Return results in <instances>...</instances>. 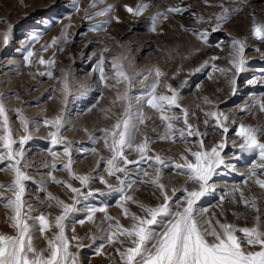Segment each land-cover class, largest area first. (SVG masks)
<instances>
[{
    "label": "snow or ice",
    "instance_id": "snow-or-ice-1",
    "mask_svg": "<svg viewBox=\"0 0 264 264\" xmlns=\"http://www.w3.org/2000/svg\"><path fill=\"white\" fill-rule=\"evenodd\" d=\"M103 0H94L90 7H95L96 3ZM248 6V0H232L227 4L222 0L220 4L221 12L216 16V24L211 30L191 31L192 35L206 46L210 45V34L220 29L221 23L228 20L233 14H238ZM71 7L79 11L77 0H71ZM125 11L134 18L141 15L145 5L138 3L135 8L125 5ZM114 11L112 5H108L94 15L105 17L102 23L90 25L88 31L102 30L105 25L119 18L111 15ZM187 9L179 6L168 7L164 12L154 15L152 20V30H156L158 18H168V14H178ZM251 17L250 35L256 40L264 42V21H259L254 14ZM84 19L91 20L93 16L88 15L85 10ZM67 27L62 30L59 37L52 38L50 43L42 46L43 51H48L57 46L53 51V58L47 61L35 53L31 47L25 49L23 56L25 65L30 66L38 63L46 66L47 71H40L38 75L53 77L51 68L54 64L56 51H62V43L67 41ZM13 26L7 24L5 30L0 33V45L7 46L10 42ZM39 39V33L27 38L29 44ZM216 48L224 50L223 42L215 44ZM246 39L232 38L228 47L229 68L220 67L214 62L219 57L213 55L205 59L198 67L193 69V73H198L211 65L212 72H219L227 75L232 71V79L229 80L231 95H236L238 90L237 77L246 69L245 59ZM258 50V49H257ZM109 49L105 47L100 53H95L97 57L94 72L99 73V84L104 88L114 89L116 97L113 104L120 103L122 111L117 115L116 120L108 127L98 129L100 135L94 132L85 131L88 140L95 144L98 140L103 141V148L110 154L101 155L97 160L96 169L87 174H75L73 171L72 152L74 143L66 141L61 134V130L67 123L68 107L77 96H83L88 91L84 87L79 93H74V85L71 79V71L62 72L58 83L60 92L61 108L53 118H45L43 124L50 128L48 136L52 146L64 145L63 156L67 162L63 163V170L66 171L70 181L78 182L79 186H74L72 182H65L56 176L49 174L51 182L63 187L68 193V200L48 193L46 195L47 207L44 210L35 209L33 205L25 202L26 181L33 178L24 170L27 166L23 164L25 158V144L31 139L29 134V121L21 114V110H16L17 118L23 126L25 134L19 140L13 138L10 130V121L6 106L3 102L4 94L0 93V163H7V168L13 173L14 179L11 184H0V189L12 192V197L0 199L6 201L4 206L10 209L11 214L7 217L14 234H0V264H86L80 258V249L94 247L97 241L98 246L94 247L96 255L103 254L105 245H113L119 256V264H264V218L255 199L248 200L240 186H234L230 191L220 195L221 204L226 197H235L239 193V202L256 212L252 226L237 227L229 222L215 221L207 216L208 209L201 207L203 198L214 196L217 188L214 178L223 176L235 171V164L225 159L223 153L228 144L227 134L230 131L226 121L228 115L218 108L213 110H203L205 117L204 124L209 125L214 121L215 126L222 130V138L212 147H208L204 141L206 133H201L198 126L189 122V117L194 115L189 109L180 104L181 89L187 84V80L180 85H173L168 82V77L159 67L149 70V74L154 73V79L146 84L138 95H133V88L137 83L148 80V75L141 73L129 74L127 69L131 63L125 53L112 58L111 73L105 65L109 63L103 55ZM198 51V50H197ZM37 57V59H33ZM234 70V71H233ZM264 72V70H262ZM178 74V73H177ZM35 75V74H34ZM209 73V79H211ZM175 78V75L172 77ZM264 83L257 81L255 77L246 81L249 86ZM166 92H158L161 86ZM123 85V89H120ZM199 87V85H197ZM53 88L50 91L55 92ZM103 96V93H101ZM53 97H49L52 99ZM204 102H212L205 97ZM99 101H97V104ZM93 108L96 105L92 106ZM199 107V106H198ZM258 108L260 113H264V92L250 94V98L241 107L240 111H251ZM147 110H152L149 113ZM173 109H179L182 115H177ZM92 108H89L91 111ZM102 111H107L101 109ZM158 114V119L162 122L163 131L159 134L160 140H177V134L181 141L187 143L189 137H196L195 150L185 147L179 160L171 157L165 158L161 154L154 153L150 145L152 139L145 134L140 141L136 140V133L139 125L147 124V121ZM182 121V126L177 127ZM236 124L234 135L239 138L238 145L240 154L254 156L255 159L247 168L244 185L247 186L249 180L260 189L264 190V124L256 126L246 125L243 122L233 121ZM153 128V131H157ZM18 143V150L14 145ZM232 146H237V141H231ZM76 151L96 153L97 148H76ZM135 153L137 159L130 158V154ZM49 154L55 161L57 153L49 149ZM239 159V156H236ZM103 164V172L98 174L100 165ZM154 166V172L150 173L142 165ZM135 165V171L129 168ZM52 169L56 164L50 165ZM170 168L177 175H182L185 180L180 188H173L171 193L168 186L162 182L163 170ZM94 172L97 174L94 175ZM135 177V178H134ZM112 179L115 183H110ZM98 182L102 188H93L92 184ZM138 184L150 186L153 189L155 204L145 203L134 198L130 193L138 191L135 187ZM40 190L44 187L41 185ZM179 193V195H178ZM115 197V205L121 210L124 223L120 216L109 214L108 198ZM96 201V202H93ZM231 202V201H229ZM130 205H135L137 211H132ZM48 208H55V213L48 212ZM37 212V215H33ZM79 214L84 218L76 219ZM102 217L95 225V232L86 233L81 237L76 234L75 224L84 225L87 222H95L97 215ZM72 225V235L69 237L66 232L69 225ZM46 241V247H37L35 244L36 232ZM48 232L52 235L49 237ZM238 233L242 235H238ZM91 243L85 244V240ZM75 242L76 252L71 251Z\"/></svg>",
    "mask_w": 264,
    "mask_h": 264
},
{
    "label": "rangeland",
    "instance_id": "rangeland-1",
    "mask_svg": "<svg viewBox=\"0 0 264 264\" xmlns=\"http://www.w3.org/2000/svg\"><path fill=\"white\" fill-rule=\"evenodd\" d=\"M221 2L222 0H103V2L96 3L95 7H90L94 0H77L79 8L77 12L71 7V0H0V33L5 30L7 24L10 23L13 26L9 44L0 45V93L4 94L3 102L8 110L13 138L18 141L20 136L25 134L17 118L16 110H21V114L30 122L31 139L25 144V158L22 162L27 166L24 170L33 178L25 182L24 199L27 204L33 205L35 209L44 210L47 207L46 195L48 193L68 200V193L63 187L51 182L49 174L65 182H72L74 186H79L78 182L70 181L66 171L63 170V163L67 162V158L63 156L64 145L52 146L50 137L47 135L51 129L43 124L45 118H53L61 108L58 80L62 72L71 71L74 93H79L84 87L88 88L85 95L77 96L75 101L69 105L67 123L61 130L66 141L74 143L72 152L74 173L87 174L96 169L97 160L101 155H110L103 148L102 140L92 144L85 131L87 129L99 136L98 129L110 126L122 111L119 102L113 104L116 91L101 86L99 73L93 71L97 63V57L94 54L100 53L107 47L109 51L104 52L103 55L109 61L105 65L109 73L112 71L110 64L112 58L125 53L131 63L127 69L129 74L141 73L139 77L141 80L143 75H148V80L143 83L148 84L154 79V73L149 74V70L154 67H159L165 72L169 78L168 82L173 85L178 86L187 80V84L181 89L180 104L194 113L189 117V122L198 126L201 133H206L203 139L209 148L221 140L222 130L215 126L214 121L205 125V117L201 109L207 111L218 108L225 114H229L226 123L230 131L227 134L228 144L223 155L226 160L235 164V171L214 178L217 192L214 196L203 198L201 207L208 209L207 216L212 218L214 225L215 221L219 220L235 224L237 227L252 226L256 212L239 202V193H236L234 198L226 197L222 204L219 200L220 195L230 191L234 186H240L246 199L257 201L262 218H264V190L251 180L245 186V176L241 175L246 172L255 157L239 153L240 140L234 135L237 125L233 124V121L252 126L264 124V113H260L258 108H253L251 111H240V107L249 100L250 94L259 95L264 92V83L252 86L246 84V81L253 77L257 81H264V72H262L264 70V42L250 35L251 17L249 15L254 14L259 21H264V0H248V6L242 12L233 14L221 23L218 31L210 34L209 46L197 40L191 31H184L185 28L210 31L216 24V16L221 12ZM224 2L231 4L232 0H224ZM138 3L145 5V8L140 16L134 18L125 11L124 6L135 8ZM108 5L114 7L111 15L118 17L120 22L113 20L102 30L88 31L90 25L102 23L105 17L94 14ZM171 6H179L187 11L168 14L166 20L163 17L158 18L156 30L153 31L151 18ZM85 10L88 15L93 16V19H84ZM65 26H68L67 41L59 45L63 50L55 53L54 64L51 68L54 78L42 77L38 73L49 69L38 63L25 65L23 60L26 54L25 49L31 47L46 61L52 59L53 51L57 46H53L48 51H43L42 46L50 43L52 38L59 37ZM37 33H39V39L29 44L27 38ZM232 38L246 39L247 64L245 71L237 77L236 95H231L229 87V80L233 78L232 71H229L227 75H221L219 72L213 73L209 65L203 71L193 73V69L213 55L219 57L214 62L216 65L229 68L227 57ZM218 42H223L224 50L215 47ZM209 73L212 74L211 79H209ZM119 87L123 89V85ZM53 88L57 90L50 91ZM158 92H166L162 84ZM50 96L53 98L49 99ZM205 97L212 103H205ZM97 101H99L98 104ZM93 105L96 107L93 108ZM89 108L92 110L89 111ZM146 111L151 113L152 110L146 109ZM173 111L177 115H182L179 109H173ZM180 126H182V121L177 124V127ZM153 128L158 130L153 131ZM162 131V122L156 114L147 121L146 126L139 125L136 140L140 141L147 134L153 141L150 145L153 152L165 158L171 157L173 160H179L185 147L195 150L196 137H189L187 143L181 141L178 134L176 141L160 140L158 136ZM0 134H2V126H0ZM234 139L237 141L236 147H233L231 143ZM80 147L88 149L96 147L97 152L85 153L75 150ZM14 148L18 150V143L14 145ZM49 149L57 153L55 161L49 154ZM0 151H3L2 147ZM237 155L239 159H236ZM130 158L135 160L138 157L132 153ZM52 163L56 164L55 169L50 167ZM103 167L104 165L101 164L98 174L106 175ZM141 167L150 173L154 172V166L149 167L144 164ZM129 168L135 171L136 166L129 165ZM163 173L162 182L168 186L170 193L173 188L183 186L185 178L182 175H177L170 168L164 169ZM96 174L94 172V175ZM13 179L14 175L7 168V163H0V184L9 185ZM109 182L115 183L112 179ZM41 185L44 187L43 191L40 190ZM92 187L102 188L104 186L94 182ZM135 187L138 191L130 193L135 199L150 204L156 203L152 187L144 184H138ZM0 193L3 197L13 195L6 189H0ZM115 199V197L108 198L109 214L120 216L122 222L126 223L121 210L115 205ZM5 203V200L0 199V234L11 235L14 234V230L10 227V221L7 220L11 211L4 206ZM130 208L132 211H137L135 205H130ZM47 211L55 213L56 209L48 208ZM37 214L33 212V215ZM101 217L102 214H98L95 222L86 221L84 225L75 224L76 234L83 237L90 231L95 232V225L99 223ZM80 218H84L83 214L76 217V219ZM71 227L70 224L66 232L69 237L72 235ZM47 235L51 237L52 233L48 232ZM238 235L242 234L238 233ZM35 236L37 237L34 241L36 246L46 247V241L38 231ZM84 243L89 244L91 240H85ZM99 243L100 241H97L95 246ZM74 245L75 242H73L71 251L76 252ZM94 247L79 250L80 258L86 264H119V256L116 252L118 245L106 244L101 255L95 254Z\"/></svg>",
    "mask_w": 264,
    "mask_h": 264
},
{
    "label": "bare ground",
    "instance_id": "bare-ground-1",
    "mask_svg": "<svg viewBox=\"0 0 264 264\" xmlns=\"http://www.w3.org/2000/svg\"><path fill=\"white\" fill-rule=\"evenodd\" d=\"M145 85H146V83L136 84L135 87L133 88V95L140 94V92L143 90Z\"/></svg>",
    "mask_w": 264,
    "mask_h": 264
}]
</instances>
